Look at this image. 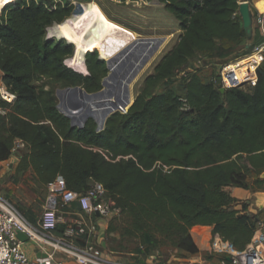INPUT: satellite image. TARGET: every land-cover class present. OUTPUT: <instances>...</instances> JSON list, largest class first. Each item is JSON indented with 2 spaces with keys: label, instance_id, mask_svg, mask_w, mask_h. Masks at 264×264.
I'll return each instance as SVG.
<instances>
[{
  "label": "trees",
  "instance_id": "obj_1",
  "mask_svg": "<svg viewBox=\"0 0 264 264\" xmlns=\"http://www.w3.org/2000/svg\"><path fill=\"white\" fill-rule=\"evenodd\" d=\"M158 1L178 21L179 40L127 111L111 114L101 132L90 118L71 126L54 93L32 84L40 77L59 89L101 90L108 71L97 53L86 54L84 76L64 64L72 46L46 39L47 29L69 18L72 8L46 0L6 2L0 10V72L17 100L0 117V163L21 141L16 172H32L42 192L57 177L78 195L92 182L101 184L124 217L122 239L138 242L135 259L163 246L197 255L195 227L210 228L211 236L243 252L264 211L248 214L245 204L241 211L230 208L224 189L249 190L254 177V191H264V62L247 90L231 87L224 94L187 69L178 95L170 88L177 70L218 45L239 46L246 34L238 0Z\"/></svg>",
  "mask_w": 264,
  "mask_h": 264
},
{
  "label": "rangeland",
  "instance_id": "obj_2",
  "mask_svg": "<svg viewBox=\"0 0 264 264\" xmlns=\"http://www.w3.org/2000/svg\"><path fill=\"white\" fill-rule=\"evenodd\" d=\"M1 1L4 2L8 0H1ZM46 1L51 3L52 5L61 4L62 6L65 7L66 6L71 7L73 14L66 20H69L72 17L82 15L84 6L88 4H94V5L96 4L97 8L104 15V17L107 18V20L129 29L134 34L137 35L136 39L141 41V42L138 41L137 45L140 43L139 51L142 49L143 50V51L141 50L142 52H144L145 50L147 53L148 52L150 53V51L154 49L156 41L161 37H164L167 40V43L164 46V48L161 51H158V53H156L150 59L148 65L142 70L138 78H134L131 79L130 81H127L118 72H115L113 75L111 74L112 76L110 75V77H108L109 82H107L108 83L107 86L109 87L111 86L115 88L117 85V87L120 89L128 88L130 93L131 103L140 92L145 79L153 73L155 67L162 60V58L169 51L173 49V47L177 44L179 40V36L182 33L181 30L179 29L178 21L166 11L165 6L161 4L158 0H46ZM5 5H1L0 3V10ZM66 20L62 23H65ZM255 37L257 44L262 43L264 41V38H262L261 35L259 34H256ZM46 39L53 41H63L65 44L72 46L73 48L72 56H70L64 61L65 66L70 68L68 63L73 57L76 56L75 45L70 44L67 40H59L56 38L49 37L48 29L46 31ZM144 42L146 46H143ZM133 45H135V43ZM148 45L152 47L150 48L148 47ZM256 48H257L256 43H254L253 39H245L239 46L232 47L230 49H227V46L218 45L217 48L212 53L207 55H198L196 56V58L189 61L188 65L186 66V69L192 71L193 73H196L203 80L212 82L214 84H216V80H218V78L221 75V79L223 80V83L225 84L226 87L225 90L236 88L248 82L247 75H244L245 73L240 71L242 68L247 69L246 67L249 66L250 63H252L254 65V71H255L257 57L254 56L247 59L244 58L246 56L255 53ZM95 53H97L98 59H100V53L98 52ZM85 56L86 54L84 55V67L86 66ZM241 59L244 60L239 61ZM103 62L105 63L107 69L108 68L107 62L106 61ZM71 69L79 73V71H77L75 68H71ZM237 73H239L240 75H237ZM106 81L108 80L106 79ZM32 84L39 89H44L52 93H54L57 89H59L58 86L53 81L47 78L36 77L33 80ZM182 84H183L182 80L179 79L178 75L176 74L173 78V83L171 84L170 88H172L178 95L183 96ZM249 85L245 84L241 89L247 90ZM105 88H106V84H105ZM159 90L162 91L163 88L160 87ZM81 92L82 91L78 87H68L58 91V97L60 99L58 110L63 112L66 116H71L72 123L75 124L76 126H80L81 123H83V121L87 118H91L93 121L95 120L92 117H89L85 114L83 115V112H81L84 106H91L96 103L93 100L82 99L80 94ZM103 92H106V89ZM126 110L118 113H125ZM8 174H9L8 176L3 177L0 184V194L7 201H9L16 208L18 207L25 208L29 204H31L30 206L31 208L37 209V206L39 207V205H42L43 203L42 200L35 199L34 201H32L30 200L29 197L34 198L36 196L37 198H42L41 196L45 195L46 192L44 190L42 192L41 189H39L37 186H36L37 189L30 187L31 181L28 174L22 175L21 178H17L11 173ZM253 183H254V177L249 178L248 185L250 187V190L252 191H254ZM254 202H255L254 200L251 201V204L254 205ZM110 224H112L113 227L115 228V231H113L112 233L108 232V227ZM123 226H124V217H118L116 220L113 219V221L108 223L107 231H104V236H103L104 242L102 246V251L108 258H110L117 264H162L163 258H168L171 256L173 257V262L175 263L191 262L190 256L182 252H178L168 246L154 248L150 250L148 253L146 251H143L144 254L139 256L137 259H135L134 258L135 250L138 247V242L137 240L131 238L122 239L121 233ZM191 234L197 240H199L200 236L204 235V238L207 239V244L211 248L213 240L209 238V233L207 232L206 229L194 228L191 231ZM202 254L203 256L207 255V253L205 252H202ZM150 257H153V259H150Z\"/></svg>",
  "mask_w": 264,
  "mask_h": 264
},
{
  "label": "built area",
  "instance_id": "obj_3",
  "mask_svg": "<svg viewBox=\"0 0 264 264\" xmlns=\"http://www.w3.org/2000/svg\"><path fill=\"white\" fill-rule=\"evenodd\" d=\"M257 24L264 38V11L257 18ZM255 52L263 57L264 45L256 48ZM176 74L179 79L189 76L186 68L177 70ZM2 76L0 72V117L5 118L13 109L17 97L3 83ZM218 79L221 83L218 84L216 80V84L220 89H226L221 75ZM20 149L24 150L25 145L18 141L10 158H17ZM4 168L6 173L10 171L9 166L0 165V184ZM46 188L52 202L41 215L40 228L27 223L16 208L0 194V264H63L62 261L54 259L55 255L77 264H117L102 251L104 231L99 222H110L120 217L121 210L108 199L104 187L92 182L83 194L78 195L67 191L62 177H57ZM72 204H76L77 208L70 210L69 206ZM94 214L97 217L93 220ZM19 234H23L27 242L37 244L40 252L46 255L42 263L32 260L24 252V243L18 239ZM211 248L222 257L220 264H264V221L257 223L253 238L243 252H236L231 244L218 236H214Z\"/></svg>",
  "mask_w": 264,
  "mask_h": 264
},
{
  "label": "bare ground",
  "instance_id": "obj_4",
  "mask_svg": "<svg viewBox=\"0 0 264 264\" xmlns=\"http://www.w3.org/2000/svg\"><path fill=\"white\" fill-rule=\"evenodd\" d=\"M8 1L2 2L0 0V3L3 5ZM48 35L51 38L67 40L70 44L75 45L76 56L69 61L70 68L85 73L84 55L98 52L100 53V60L107 62L109 72L111 71L110 75L118 72L127 81L138 78L150 59L158 51H161L167 43V40L161 37L156 41L154 49H150V53L145 50L142 52V49L139 51L140 43L137 45V42L140 40L136 39L137 35L131 30L107 20L96 4L84 6L83 14L80 16L72 17L65 23L49 27ZM134 43L135 45H133ZM143 44L146 46L145 42ZM148 47L150 46L148 45ZM249 56L257 57V66L262 63L263 58L260 53L255 52ZM107 80L105 83L106 92L92 96H84L82 92L80 93L82 99L96 102L94 105L84 106L81 112L83 115L95 119L94 121L98 124L97 131L104 128V122L109 115L115 112H123L131 104L128 88L120 89L117 85L118 89L109 87L107 86L109 79Z\"/></svg>",
  "mask_w": 264,
  "mask_h": 264
},
{
  "label": "crops",
  "instance_id": "obj_5",
  "mask_svg": "<svg viewBox=\"0 0 264 264\" xmlns=\"http://www.w3.org/2000/svg\"><path fill=\"white\" fill-rule=\"evenodd\" d=\"M241 5H247L249 12H250V17L252 20L251 23V31L249 35H246V39H253L254 43H256V34L261 35V32L258 28V24H257V18L262 14V12L264 11V0H238V6ZM239 15V14H238ZM261 37L263 38V36L261 35ZM264 45V41L262 43L257 44L256 43V47H260ZM247 58H251L250 56H246L244 59ZM264 59V54L263 57ZM244 59H241L239 61H242ZM236 62V61H235ZM258 66L256 65V68ZM245 68H242L240 71L245 73L244 75H247V79L248 82L236 87V88H242L245 84H251L254 81V76H255V71H254V65L252 63H250L249 66ZM255 68V70H256ZM248 71V72H247ZM237 75H240L239 73H237ZM253 77H252V76ZM252 77V78H251ZM20 151H23L20 149ZM18 164V159L16 157H12L10 158L8 161L6 162H2L0 163L1 166H9V173L13 174L14 176H16L17 178H21L22 175H24L23 173H17L16 172V167ZM25 174H28L29 178H30V187L36 188L37 189V185L35 183L34 180V176L32 175V172H26ZM2 177H6L9 174L5 172V169L1 172ZM44 191L46 192L45 195L41 196L42 198H37L35 195L34 198H30V200L34 201L35 199H40L43 201L42 205H39V207L37 206V209L31 208V204H29L27 207H18L16 208V210L20 213V215L26 220L27 223H29L31 226L35 227V228H40V218L41 215L45 209V207L50 206L49 204L52 202L49 200L48 195H47V188L46 186L43 188ZM227 196L232 200V203H230L229 207L236 210V211H241L242 209V205L245 204L247 205V213L251 214V215H256L258 212H261L262 210H259L254 202V205L251 204V201H253V194L257 193V192H264V191H252V190H245V189H240V188H225L224 189ZM40 191V190H39ZM42 191V190H41ZM32 193V192H31ZM33 194V193H32ZM75 207L70 205L69 209L73 210ZM264 211V210H263ZM109 222L106 221H100L99 225L101 226L103 231H107V225ZM195 228H200V229H206L207 232L209 233V238L210 239H214L213 236H211L210 234V228H206V227H195ZM193 230V229H192ZM192 236V234H191ZM192 239L194 241V243L196 244L199 253L197 255L194 256H190V260L191 262L188 263H175L173 262V257H168V258H163V263L162 264H220L219 260L221 259V256L214 253L212 251V248H210V246L207 244V239L204 238V235L199 237V240H197L195 237L192 236ZM22 249L24 250V252H26V254L32 259V260H36L40 263H42L44 261V253L40 252V249L38 247L37 244L33 243V242H26L23 244ZM50 250H46V252H49ZM202 252L207 253L206 256H203ZM54 259L57 261H62L63 264H77L74 261L71 260H63L59 255H55ZM150 259H153V257H150ZM159 262V261H158Z\"/></svg>",
  "mask_w": 264,
  "mask_h": 264
},
{
  "label": "water",
  "instance_id": "obj_6",
  "mask_svg": "<svg viewBox=\"0 0 264 264\" xmlns=\"http://www.w3.org/2000/svg\"><path fill=\"white\" fill-rule=\"evenodd\" d=\"M7 4V3H5ZM4 4V5H5ZM238 14H239V17L241 19V25H242V28L245 32L246 35H249L250 34V31H251V23H252V20H251V17H250V12H249V9H248V6L247 5H241L239 6V9H238ZM94 53V52H92ZM86 67V66H85ZM86 72L85 73H81L79 72L80 74L86 76L88 75V72H87V68H85ZM107 71H108V74L107 76L102 80L101 82V90L99 92H96V93H93V94H88L86 93L83 89H80L82 91V94L84 96H92V95H96V94H99L101 92H103L105 90V81L106 79H108V77H110V72H109V69L107 68ZM220 79H218V84H220ZM80 88V87H79ZM65 89V88H63ZM63 89H57L55 92H54V96H55V99H56V108L58 110V105L60 103V99L58 97V91L59 90H63ZM225 92V89L224 88H221L220 89V93L221 94H224ZM59 111V110H58ZM127 111V110H126ZM65 117L69 118L70 121H71V126L74 127L73 123H72V119H71V116H66L65 114H63ZM89 119V118H88ZM91 119V118H90ZM95 122V121H94ZM106 122V120H105ZM105 122H104V126H105ZM96 126L98 125L97 122H95ZM77 127V126H76ZM80 128V127H79ZM104 129V128H103ZM102 129V130H103ZM102 130L100 131H97V132H101ZM260 179L261 180H264V172L260 175ZM253 199L255 201V205L256 207L259 209V210H264V192H257V193H254L253 194ZM97 217V214H94L92 216V219L94 220L95 218ZM18 239L22 242V243H26L27 242V238L23 235V234H19L18 235ZM44 258H46V255L44 254L43 255Z\"/></svg>",
  "mask_w": 264,
  "mask_h": 264
}]
</instances>
